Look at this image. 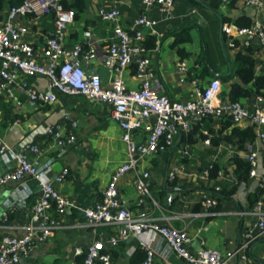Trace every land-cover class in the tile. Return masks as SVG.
<instances>
[{
	"label": "crops",
	"instance_id": "obj_1",
	"mask_svg": "<svg viewBox=\"0 0 264 264\" xmlns=\"http://www.w3.org/2000/svg\"><path fill=\"white\" fill-rule=\"evenodd\" d=\"M61 1L72 4L74 0ZM114 5L119 8L120 22L126 28L142 13L151 18H161L155 6L146 8L142 0H83V8L80 11L75 9V18L66 29L65 45L80 41L86 49L96 51L97 56L84 63V66L85 70L99 74L104 85L111 79L110 72L103 64V58L112 30L109 23L99 18L98 10L103 6ZM8 8H0V19L6 15ZM239 16L250 18L251 23L256 17L264 21V7L257 10L247 4L246 0H236L233 5L227 0L215 10L207 4L191 6L190 0H174L172 18L160 20L155 25L154 32L144 31L145 39L148 36L155 38V47L147 52L154 71L151 81L153 90L158 94L167 95L172 100L183 102L192 98L196 88L204 87L212 78L232 74L236 52L246 47L239 39L237 44L242 45L239 49L229 45V37L221 31L223 23L219 17L228 18V23L234 25L233 21ZM215 17L220 23L215 26L219 28L218 43L223 53L219 64L212 60L208 49L203 51V47H207L203 33L209 28V21L213 22ZM189 22L195 23L196 26L189 32L191 40L179 46L189 53V56L181 59L177 47L171 46L172 38L169 33ZM16 25L22 39L40 50L52 33L53 18L51 14L40 17L27 15L17 18ZM215 26L209 29L208 34L215 33ZM194 29L202 37L200 52L190 46ZM87 31L90 35L84 38L83 33ZM167 39L170 41V49L165 46ZM247 47H250L254 54V73L264 75L262 49L258 41L252 40ZM202 51L208 55L214 66L212 75L206 73L201 76L203 67L197 60L203 54ZM180 62L185 64V72L178 70L177 64ZM206 76L209 78L206 79ZM122 79L128 88L137 89L140 86V80L135 76V64H130L123 70ZM28 81L39 88L46 87L44 78H29ZM231 82L241 83L237 77L226 83L221 81L220 95L225 101H230L228 90ZM17 98L21 101L19 105L0 99V138L10 149L6 156L0 157V175L14 167L13 154L22 152L24 144L36 143L39 152L25 154L30 160L39 161L40 168L47 170L51 181L63 168L69 170L62 182H53L55 189L61 195L84 206L94 205L107 186L111 174L127 160L126 144L122 141L121 128L112 120L111 108L105 103L80 95L58 94L55 103L46 105L29 102L21 93H17ZM239 101L251 110L254 96ZM66 112L78 121L77 138L75 144L60 147L45 129L54 123L62 124V116ZM147 124L145 121L144 125ZM235 125L245 128L251 124L248 120H243ZM252 127L256 136L252 141L245 142L242 147L237 145L236 138L213 146L210 141L205 143V140L212 135H218L219 118L201 120L193 126L189 132L190 136L189 133L180 134L175 137L171 147L154 156L140 158L136 169L119 179V195L134 214L145 212L160 223L166 222L164 217L169 218L174 227L186 233L189 238L188 248L191 251L207 247L219 250L229 264H264V233L248 248L241 247L242 233L256 221L249 213L254 200L260 197L264 202V190L259 186L261 178L264 177V138L259 136L261 130ZM262 131L264 133V129ZM145 133V128L139 129L134 133V138L140 141ZM229 133V128L224 129L222 136ZM250 153H255V176L249 175L247 181L238 184L229 197H222L217 211L203 216L202 201L205 194L215 186L224 185L230 188L236 182L231 158L237 154L248 160ZM213 163L218 164L220 170L216 178L211 179L204 175V172ZM173 168L178 171L174 179L169 180L168 173ZM141 171H148L150 174V190L157 205L149 199L139 203L134 178L136 173ZM170 192H173L174 197L168 206L167 196ZM39 193L38 181L30 177L9 182L0 189V240L5 235L16 236L22 233ZM52 215L57 220V229L47 240L35 242L30 254L18 264H79L92 239H106L116 234L117 227L114 225L87 226L82 213L75 209L67 210L62 216H57L54 212ZM145 240H148L154 252L152 264H188L174 253L161 236L149 232L131 234L125 241L119 242L112 249L111 264H141L145 257L141 242ZM243 253L246 255L245 260L241 257Z\"/></svg>",
	"mask_w": 264,
	"mask_h": 264
},
{
	"label": "built area",
	"instance_id": "obj_2",
	"mask_svg": "<svg viewBox=\"0 0 264 264\" xmlns=\"http://www.w3.org/2000/svg\"><path fill=\"white\" fill-rule=\"evenodd\" d=\"M142 1L146 8L155 6L161 18H151L142 13L126 28L120 22V10L116 5L103 6L98 10L99 18L109 23L112 30L103 58V64L111 74L107 85L103 84L99 74L85 70L84 63L97 56L94 49H86L80 41L65 45L66 29L75 18L73 8H65L60 0H22L18 5H11L6 15L0 19V99L19 105L21 101L17 98V93H21L29 102L46 105L55 103L57 95L62 94L85 96L105 103L111 108L112 120L121 128L122 141L127 149V160L111 174L107 186L95 204L84 206L61 195L53 185V182L64 180L69 174L68 168H63L51 181L47 170L40 168L39 161L30 160L25 154H37L38 145L24 144L22 152L13 154L14 167L0 175V189L9 182L30 177L38 181L40 193L31 207L29 220L22 233L1 238L0 264H18L27 257L35 242L47 240L57 229L58 223L52 212L62 216L69 209L80 211L89 227H117L113 236L92 239L79 264H111L112 249L119 242L125 241L131 234L140 235L147 232L161 236L174 253L188 264H229L219 250L202 247L191 251L188 248V236L183 230L174 227L169 218L164 217L166 222L160 223L145 212L134 214L119 195L117 183L126 173L136 169L140 158L154 156L171 147L176 136L189 133L195 124L207 117L220 118L226 115L234 123L248 120L252 126L261 130L259 136L264 138V98L255 96L251 110L240 101H225L220 95L221 81L218 78H212L204 87H197L192 98L183 102L156 93L151 83L154 71L147 55L148 49L144 46V31L154 32V27L160 20L172 18L174 0ZM246 2L257 10L264 7L263 0ZM47 14L52 15L53 30L43 47L38 50L22 39L16 20L27 15L40 17ZM263 28L264 21L256 17L249 27L237 28L226 22L222 24L221 31L229 37V45L233 48L239 49L242 46L237 44L238 39L245 47L249 46L252 40H257L262 49L264 63ZM89 35L88 31L83 33L84 38ZM130 64H135V76L140 80L137 89L128 88L122 79L123 70ZM177 68L180 72L186 71L183 62L178 63ZM29 78H44L45 89L31 84ZM62 119V124L54 123L46 127V133L60 147L73 145L77 138L78 121L68 112L63 113ZM145 121L148 122L146 126ZM143 128L146 130L144 137L140 141L136 140L134 133ZM205 143H209V138ZM9 151L6 143L0 138V157L6 156ZM247 159L250 164L249 175L253 177L256 174L255 153H250ZM177 171L173 168L168 173V179L173 180ZM204 175L208 176V170ZM259 186L264 190V177L261 178ZM150 187L149 172H137L134 188L139 195L140 204L149 199L157 205ZM220 188L213 187L203 197V216L213 214L210 208L217 204ZM249 213L256 221L242 233V249L248 248L264 233L262 198L259 197L253 202ZM147 241L141 242L145 249L141 264L153 262L154 252ZM241 257L246 259L244 253Z\"/></svg>",
	"mask_w": 264,
	"mask_h": 264
},
{
	"label": "trees",
	"instance_id": "obj_3",
	"mask_svg": "<svg viewBox=\"0 0 264 264\" xmlns=\"http://www.w3.org/2000/svg\"><path fill=\"white\" fill-rule=\"evenodd\" d=\"M22 0H0V8H4L6 6L10 7L11 5H18ZM236 0H229V4L233 5ZM65 8H73L74 10H81L83 8V0H74L72 4H67L66 2L61 1ZM191 6H198L199 4H207V6L211 9H218L224 3L223 0H190ZM76 15V10H75ZM221 23H228L230 20L226 17H219ZM234 25L237 28L249 27L251 25L250 18L246 16H239L237 19L233 21ZM196 24L189 22L184 23L182 26L172 30L169 35L172 38L171 46L177 47V53L180 58H184L189 56V53L186 52L182 47H179L181 44L189 42L191 40L190 30L192 27H195ZM264 31V28H263ZM144 46L147 49H153L155 47V38L152 36H148L144 40ZM202 64V73L203 76L206 73H210L212 75L211 70H214V66L212 65L210 58L204 52L202 56H200L197 60ZM255 59L253 51L250 47L241 48L236 52L233 63V73L224 74L218 76V78L223 82H229L233 77H237L240 79L241 83L231 82L228 90V97L230 101H239L242 98L251 97L252 95L255 97L257 95L262 96L264 98V75H256L254 73ZM209 71V72H208ZM205 119V118H204ZM206 119L211 120V117H207ZM220 121V129L218 135H212L209 138L210 144L215 146L218 145L222 141H231L233 138H236V143L239 147L245 142L252 141L256 134L254 132V128L251 125H248L245 128H239L235 125V123L226 115H223L219 118ZM230 129V133L228 135H223L222 132L224 129ZM190 136V133L188 134ZM188 140V138H187ZM233 162V173L236 178L235 184L228 188L227 186H221L220 191L218 192L217 204L210 208L211 212H215L218 210L219 200L222 197H229L237 185L241 182L247 181L249 177L250 164L249 161L243 159L239 155L235 154L232 158ZM220 167L218 164L213 163L208 168V178L214 179L216 178ZM256 200V199H255ZM254 200V201H255Z\"/></svg>",
	"mask_w": 264,
	"mask_h": 264
},
{
	"label": "rangeland",
	"instance_id": "obj_4",
	"mask_svg": "<svg viewBox=\"0 0 264 264\" xmlns=\"http://www.w3.org/2000/svg\"><path fill=\"white\" fill-rule=\"evenodd\" d=\"M218 24H220V23L218 22L217 18L215 17V19H214L213 22H210L209 21V23H208L209 28L203 33L204 34L203 37H205L204 40L207 43V47H203V51L205 50V48L208 49V52L210 51L209 52V55L211 53V58H212L213 61L217 62L216 64H219L218 63L219 60H222V58H223V53H222L220 44L218 43L219 42V38H218V29L219 28L215 26V25H218ZM212 26H215V33L214 34L213 33H209L208 34V31H209V29ZM192 34H194V36H193L192 43L190 42V44H191L190 46H192L194 49H196V51H199L200 52V48L202 50V45H203V43H202V37H201V35L199 34V32L196 29L192 30ZM169 42L170 41L167 39V42L165 43V46L168 49H170ZM203 51H202V53L204 54ZM189 61H191V58H190ZM205 78L208 79L209 76H206ZM223 90L226 91V87L225 86H223Z\"/></svg>",
	"mask_w": 264,
	"mask_h": 264
},
{
	"label": "water",
	"instance_id": "obj_5",
	"mask_svg": "<svg viewBox=\"0 0 264 264\" xmlns=\"http://www.w3.org/2000/svg\"><path fill=\"white\" fill-rule=\"evenodd\" d=\"M227 74H229V73H227ZM167 197H168V204H167V205L169 206L172 197H174V196H173V192L168 193V196H167Z\"/></svg>",
	"mask_w": 264,
	"mask_h": 264
}]
</instances>
